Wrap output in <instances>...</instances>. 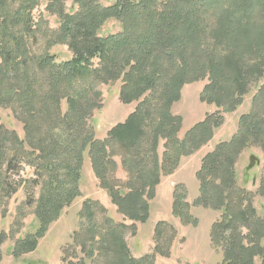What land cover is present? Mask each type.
Listing matches in <instances>:
<instances>
[{
    "label": "trees",
    "instance_id": "1",
    "mask_svg": "<svg viewBox=\"0 0 264 264\" xmlns=\"http://www.w3.org/2000/svg\"><path fill=\"white\" fill-rule=\"evenodd\" d=\"M42 4L57 17V28L42 17L34 21ZM110 19L121 30L103 36ZM58 44L68 47V58L57 60L51 53ZM206 78L200 100L224 112L235 111L254 85L259 88L238 132L203 156L193 205L222 210L212 240L223 245L225 264H255L256 258L264 264V219L236 169L252 142L264 146V0H0V107L11 109L24 127L20 138L0 124V197L23 188L26 203L36 205L37 222L34 233L16 241L13 255L37 249L82 195L85 156L119 212L147 222L162 178L200 151L224 123L222 112L206 114L180 136L184 119L173 106L185 84ZM118 82L121 102L136 107L105 138H97L92 122L104 107L101 86ZM116 156L128 172L125 182L115 176ZM22 165L33 176L11 181ZM258 192L264 195V176ZM94 204L86 199L80 214L93 218ZM191 206L185 187L177 184L174 214L195 223ZM106 235L99 243L117 264H146V257L130 256L121 231ZM4 238L1 232L0 246Z\"/></svg>",
    "mask_w": 264,
    "mask_h": 264
},
{
    "label": "rangeland",
    "instance_id": "2",
    "mask_svg": "<svg viewBox=\"0 0 264 264\" xmlns=\"http://www.w3.org/2000/svg\"><path fill=\"white\" fill-rule=\"evenodd\" d=\"M114 1L102 0L104 4ZM70 5L71 2H68L67 7L70 8ZM40 17L46 20L50 27H58L57 17L48 12L45 4L34 10V21L37 22ZM120 30V22L110 19L102 28L101 34L111 35ZM51 53L57 55V60H64L71 54L68 47L62 44L54 46ZM261 81H264V78ZM207 83L208 78L185 84L182 99L173 106V112L184 119L180 136L203 120L206 114L220 111L223 113L224 123L215 129L214 138L200 151L183 158L174 173L162 178L157 186L155 198L150 201V218L147 222L130 221L119 212L108 191L100 186L89 156H85L81 180L82 195L70 207L65 208L60 218L39 240L38 248L32 252L23 253L16 258L12 250L17 240L35 232L36 205L26 203L27 194L23 188L9 198L0 197V233L5 235L0 246V264H70L80 261L85 264H117L114 254L106 252L103 243H99L110 229L121 231L130 256L136 259L146 257V264H225L223 245H217L212 240L213 224L221 219L222 210L193 205L199 196L200 187L196 173L206 153L212 151L219 142L228 141L238 132L239 119L250 112L252 98L259 86L257 84L251 88L243 104L235 111L224 112L216 105H209L200 100V94ZM119 89L120 82L101 86L104 107L95 113L92 122L97 138H105L108 131L115 124L123 122L136 107V102H121ZM0 124L15 130L20 138H24L23 123L14 116L11 109L0 107ZM162 151L163 145L160 148V152ZM252 156H255L257 161L250 168ZM115 158L119 165L115 176L125 182L128 172L122 166L121 157ZM236 169L239 184L251 192L258 217L264 219V195L258 192L264 176V146L252 142L239 156ZM20 171V174H11V181L27 180L33 176L31 169L26 165H22ZM177 184L186 189L187 201L192 205L190 213L196 219L195 223H186L174 214V189ZM38 192L39 188H36L35 197H38ZM86 199L96 202L92 207L93 218L86 213L80 214ZM159 222L162 224L158 225ZM120 224L126 225V228L122 229ZM241 231L247 233L246 228H241ZM106 239L110 240V237ZM261 261V258H256L255 264H261Z\"/></svg>",
    "mask_w": 264,
    "mask_h": 264
},
{
    "label": "water",
    "instance_id": "3",
    "mask_svg": "<svg viewBox=\"0 0 264 264\" xmlns=\"http://www.w3.org/2000/svg\"><path fill=\"white\" fill-rule=\"evenodd\" d=\"M256 161H257L256 157L255 156H252L250 158V165H249V167L251 168L256 163Z\"/></svg>",
    "mask_w": 264,
    "mask_h": 264
}]
</instances>
